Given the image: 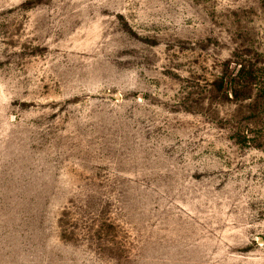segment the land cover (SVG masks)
<instances>
[{"label":"rangeland","instance_id":"374dc122","mask_svg":"<svg viewBox=\"0 0 264 264\" xmlns=\"http://www.w3.org/2000/svg\"><path fill=\"white\" fill-rule=\"evenodd\" d=\"M0 264H264V0H0Z\"/></svg>","mask_w":264,"mask_h":264},{"label":"trees","instance_id":"16d2710c","mask_svg":"<svg viewBox=\"0 0 264 264\" xmlns=\"http://www.w3.org/2000/svg\"><path fill=\"white\" fill-rule=\"evenodd\" d=\"M245 67H242L239 71L240 75L243 76V74H247V77H246V82L247 84H252L254 83L253 82V71L252 70H247Z\"/></svg>","mask_w":264,"mask_h":264}]
</instances>
